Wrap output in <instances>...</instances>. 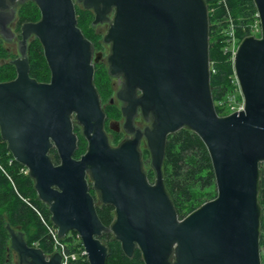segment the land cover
Here are the masks:
<instances>
[{
    "label": "water",
    "instance_id": "water-1",
    "mask_svg": "<svg viewBox=\"0 0 264 264\" xmlns=\"http://www.w3.org/2000/svg\"><path fill=\"white\" fill-rule=\"evenodd\" d=\"M0 0V35L14 14ZM39 18L21 25L14 78L0 81V139L14 162L33 180L36 198L48 207L58 238L78 234L89 264H105L111 233L122 254L135 248L143 264H260L257 189L264 170V0H251L259 37H243L231 69L242 111L218 116L212 103L208 14L204 0H76L91 11V25L108 27L106 73L118 79L121 129L129 136L111 147L105 114L93 80L90 41L76 25L74 0H31ZM41 47L47 82L29 75L27 38ZM139 114L148 126L134 128ZM81 129L85 152L78 158ZM185 128L206 147L214 172V197L179 218L162 183L161 164L169 134ZM112 130L117 131L115 126ZM144 138L150 183L142 169ZM110 205L114 220L102 225L88 189ZM19 264H61L27 246L22 232L5 225Z\"/></svg>",
    "mask_w": 264,
    "mask_h": 264
},
{
    "label": "trees",
    "instance_id": "trees-1",
    "mask_svg": "<svg viewBox=\"0 0 264 264\" xmlns=\"http://www.w3.org/2000/svg\"><path fill=\"white\" fill-rule=\"evenodd\" d=\"M204 0L208 7V45L209 59L215 62L214 73L210 74L209 86L211 89L212 101H217L224 94L231 91L230 79L231 63L227 61L224 54L221 52L222 38L225 30V15H230L235 20L236 33L238 38L244 37L246 33L242 31L247 22L250 21L255 13V7L251 0ZM76 12V25L81 34L90 41L93 47H99V35L93 34L91 26L92 15L91 11L78 10ZM36 16L29 18L36 20L39 13L35 9ZM39 41L33 39L31 44L27 46V55H29V75L37 82L48 80V68H46ZM1 45V44H0ZM6 51L0 46V58H6ZM9 65H4V69L9 70ZM97 73V72H96ZM93 73L94 86L101 101H105L111 96L109 89L110 80L101 76L100 73ZM12 78L13 74L10 75ZM216 113H219L215 109ZM110 118L115 119L119 116L118 109L113 108ZM76 134V129H74ZM77 147L73 157L78 158L79 155L85 152V141L81 135H77ZM165 150L163 153V163L161 164V174L163 187L166 190L170 201L173 202V207L179 218L185 217V214L190 213L197 207H191L192 196L190 191L194 186L207 188L214 184V172H212L211 161L208 158L206 147L201 143L197 134L182 128L175 133H171L166 137ZM11 154L6 151L4 140L0 139V264H6L7 242L9 235L5 230V225L8 224L14 231L22 232L24 241L27 246H36L42 250L44 254H48L52 248L48 240L41 220L36 215V211L41 217L49 222L48 207L42 204L37 198L33 189L32 182L26 174H22L19 163L13 161ZM258 177L259 188L257 189L258 207H259V253L260 264H264V170L260 167ZM148 178V177H147ZM94 192L91 193L92 198ZM212 195L211 199L214 197ZM210 199V200H211ZM187 204L188 213L183 214V208ZM202 204V203H201ZM95 213L100 223L108 227L114 220L113 210L110 205H96ZM74 233V232H73ZM77 233L72 236L75 237ZM69 237H63L62 240L67 243V246L73 249L80 246L78 239L70 243ZM99 241L106 245L107 256L105 264H143L140 252L135 248L130 258L125 257L121 250L118 241L113 239L111 233H103ZM76 242V243H74ZM74 244V245H73Z\"/></svg>",
    "mask_w": 264,
    "mask_h": 264
},
{
    "label": "rangeland",
    "instance_id": "rangeland-1",
    "mask_svg": "<svg viewBox=\"0 0 264 264\" xmlns=\"http://www.w3.org/2000/svg\"><path fill=\"white\" fill-rule=\"evenodd\" d=\"M75 1L76 0L73 1L74 7H76L78 10H81L82 9L81 4H78ZM34 16H36L35 8L33 7L32 4H30L28 2V4H25V6L21 9L20 15L15 17L16 21L12 23L11 28H13V30L17 33L18 24L21 22V20H24L28 17L32 18ZM89 27L92 30V33L98 34L99 38H100L98 41L99 47L94 48L93 52L96 53V51H99V52L103 53L101 61L98 60L95 63L96 67H95L94 71H95V73L96 72L98 74L100 73L101 76L105 75V77L108 78L105 74V70L107 69V66L105 63V56H107L109 54V52H108V47L102 43V38H101L103 36V34L105 33V30L108 27V25L103 24V26H99V25L95 24L94 26L89 25ZM28 41L31 44V42H33V37H29ZM2 44H3L2 46L4 48L8 47L9 51L7 54L8 57L6 59H4V63H0V70H2L0 73H2L4 76H7L8 70L4 69V65L7 63V61L13 59V57H15L17 55L16 48H15L16 43L14 42V44L11 46H9V44H5L3 42H2ZM108 79L110 80L109 89L111 92V96L109 98H107L105 101L104 100L101 101V107L106 110L105 112H107L108 114H111L114 107H116V109L119 110L121 103L118 100H116L114 97L115 96L114 92L117 89V86L115 85L116 80L114 79V77H111ZM110 99L112 100L111 104H109ZM114 120L118 122V130L117 131H114V130L112 131L110 128H107V126L105 127V135H107V142L111 147H113L115 144L117 145L123 138H126V136H127L121 129V124L123 123V120L120 118V116H118L116 119L114 117H112V118L108 119L107 121L113 122ZM143 125L146 127V126H148V123L144 122V120H142L140 118H137L134 126L136 128L140 129V127H142ZM73 127L77 131L76 134L81 135L80 134L81 129L75 122H74ZM138 147L140 149V151H139L140 152V159L143 163L142 169L144 170L145 175H147L148 181L151 183L153 181L154 174L149 167V157H148V152H147L148 150H147V147L145 146L144 138L141 139ZM215 190H216V188H215L214 184H212V186L207 187V188H201L198 186H194V188H192V190L190 191L191 196H192L191 207L192 208L197 207V206H199V204H201V203L203 204V203L209 201L211 199L212 195L215 193ZM93 195H94V203L96 205H100L99 201L97 199V193L95 192V194H93ZM183 212H184L183 214L188 213L187 204L184 206ZM73 234H74L73 232H68L66 237L72 236ZM7 247H8L7 249H9L8 242H7ZM6 259H7L6 264H19L17 257H16V254L11 249H9V251L6 253Z\"/></svg>",
    "mask_w": 264,
    "mask_h": 264
},
{
    "label": "built area",
    "instance_id": "built-area-1",
    "mask_svg": "<svg viewBox=\"0 0 264 264\" xmlns=\"http://www.w3.org/2000/svg\"><path fill=\"white\" fill-rule=\"evenodd\" d=\"M219 2L223 3L224 1L218 0V3ZM224 20H225V30L223 33L224 37L222 38V43H221L222 44L221 52L226 57L227 61H229L232 65L234 52L237 49V46L243 37L238 38L236 33L235 20L232 19L229 14L226 13ZM258 23L259 20L256 16V13H254L250 21L247 22L246 26L243 29H241L246 33L244 37H247V35H251L253 37H259L260 32H259ZM208 62H209L208 65L209 74H213L214 73L213 66L215 65V62L210 59L208 60ZM231 75H232V78L230 79L231 91L227 94H224L222 98L218 99L217 101L215 102L212 101V103H214V110L217 109L219 111V113H216L218 116L229 115L239 110L242 111L244 106V102H242V98L239 93L240 89L238 88L235 79L236 77L235 75H233L232 69H231ZM25 169H26L25 167L20 169L22 174L27 173ZM35 212L39 220H41L42 222L41 224L45 229V232L48 236L47 238L50 243V247L52 248V250H50L48 254L57 253L59 255L61 264H89L83 246L81 245H80L81 247L76 246L73 249L68 247L67 243L62 240V238L63 237L65 238L67 235L63 236L62 238H58L55 228L52 225H50L49 222H46V220H44L41 217V215L36 211V209ZM69 238H70L69 239L70 243H72V241H76V239H78L79 241L78 234H76L75 237L69 236ZM48 254L45 255L47 256Z\"/></svg>",
    "mask_w": 264,
    "mask_h": 264
},
{
    "label": "flooded vegetation",
    "instance_id": "flooded-vegetation-1",
    "mask_svg": "<svg viewBox=\"0 0 264 264\" xmlns=\"http://www.w3.org/2000/svg\"><path fill=\"white\" fill-rule=\"evenodd\" d=\"M28 2L30 3V4H32L33 5V7L36 9V7L34 6V4H33V2L31 1V0H19V1H16V3H12L11 5H10V3H8L7 4V9L5 10V11H8V10H11L12 11V14H14L15 15V17H17L18 15H20V12H21V9L25 6V4H28ZM37 10V9H36ZM38 12V11H37ZM40 16V15H39ZM15 17H13V19H12V22L10 23V24H7L6 25V27L7 28H9L10 29V33L12 34L11 36H10V38L9 39H7V40H4L3 38H2V36L0 35V46H2L3 44H2V42L3 43H5V44H9V46H11V45H13L14 44V42L16 43L15 44V48H16V52H17V55L15 56V57H13V59L14 58H19L20 57V55L18 54V44H19V40H20V31H21V25L22 24H24V23H26L27 21H29V22H35V21H37L38 20V18L36 19V20H31V19H29V17L28 18H26V19H24V20H21V22L18 24V30H17V33L13 30V28H11V25H12V23L13 22H15L16 21V19H15ZM18 22V21H17ZM29 37H33V36H29ZM29 37L27 38V45H26V49H25V55H27V46H28V44H30L29 43V41H28V39H29ZM33 39H35L34 37H33ZM105 45V44H104ZM92 46V45H91ZM107 46V45H106ZM3 47V46H2ZM108 47V46H107ZM94 48L95 47H93L92 46V52H93V50H94ZM3 49L6 51V53L8 54V51H9V48L7 47V48H4L3 47ZM96 53H100V55H98V56H96V61L95 62H93L92 60H93V58H94V56L96 55ZM96 53H94L93 52V56H91V62H93V66H94V70H95V63L98 61V60H100L101 61V59H102V55H103V53L102 52H99V51H96ZM7 56V55H6ZM28 56V58H29V55H27ZM108 56V55H107ZM8 57V56H7ZM6 57V58H7ZM6 58H4V59H6ZM105 58H106V56H105ZM4 59H3V57L2 58H0V63H4ZM13 59H11V60H9V61H7V65H9L11 68H9V70H8V74H7V76H4L2 73H0V81H3V82H7V81H10V80H12L13 78H14V75H15V69H13V66L10 64V62L13 60ZM28 62H29V59H28ZM105 63H106V59H105ZM5 64V65H6ZM107 68H108V66H107ZM94 70H93V73H94ZM2 70H0V72H1ZM11 74H13V76H12V78H10L11 76ZM105 74H106V76H107V73H106V70H105ZM108 77V76H107ZM108 78H111V77H108ZM115 80H116V82H115V85L117 86V89L119 88V86H118V79H116V78H114ZM45 82H47V81H45ZM116 89V90H117ZM116 90H115V92H116ZM114 92V93H115ZM115 96H116V93H115ZM114 96V97H115ZM100 99V98H99ZM112 103V100L110 99L109 100V104H111ZM100 105H101V100H100ZM121 108V107H120ZM120 108H119V110H120ZM103 109V108H102ZM119 110H118V112H119ZM106 110L105 109H103V112H104V114H105V124H103V130H104V133H105V127L107 126V128H110L111 130H112V127L113 126H115L116 128H117V130H118V122L117 121H113V122H109V121H107L108 119H110V116L108 115V113L107 112H105ZM119 116H120V118L123 120V118L121 117V115H120V112H119ZM137 118H140L141 119V117L139 116V114L135 117V121H136V119ZM124 121V120H123ZM135 121H134V124H135ZM123 124V123H122ZM145 126L143 125L142 127H140V129H142V128H144ZM134 128H136L135 126H134ZM136 129H139V128H136ZM139 129V130H140ZM113 131V130H112ZM115 131V130H114ZM127 136H126V138L129 136L128 134H126ZM123 139H125V138H123ZM122 139V140H123ZM121 140V141H122ZM116 145V144H115ZM88 191H90L91 193L92 192H94V194H95V191H93V190H91L90 189V187H89V189H88ZM93 197H94V195H93ZM94 199V198H93Z\"/></svg>",
    "mask_w": 264,
    "mask_h": 264
}]
</instances>
